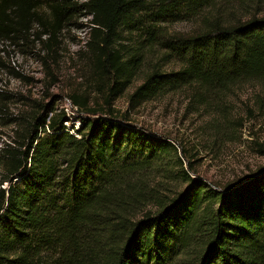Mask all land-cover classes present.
<instances>
[{
	"label": "trees",
	"instance_id": "16d2710c",
	"mask_svg": "<svg viewBox=\"0 0 264 264\" xmlns=\"http://www.w3.org/2000/svg\"><path fill=\"white\" fill-rule=\"evenodd\" d=\"M182 10L198 22L194 31L161 24ZM81 12L105 107L70 95L97 115L75 133L49 105L9 121L14 130L0 144V264H264V169L214 190L190 177L184 152L171 163L170 143L112 107L151 51L160 55L128 95L131 108L180 88L205 107L250 80L264 97V0H0V41L34 35L53 52ZM171 61L179 67L164 70ZM152 170L188 188L162 197V183L148 187ZM148 204L154 209L144 211Z\"/></svg>",
	"mask_w": 264,
	"mask_h": 264
},
{
	"label": "rangeland",
	"instance_id": "374dc122",
	"mask_svg": "<svg viewBox=\"0 0 264 264\" xmlns=\"http://www.w3.org/2000/svg\"><path fill=\"white\" fill-rule=\"evenodd\" d=\"M180 14L177 20L161 24L174 33L194 31L198 22L183 10ZM88 18L82 12L77 13L59 35L53 52L47 51L44 43L33 41L34 35L18 44L0 41V94L6 98L0 97V105L4 103L0 110V144L8 141L14 130L9 121L31 113L39 104L63 110L64 124L73 133L86 118L97 115L77 109L70 95L86 97L89 107H105L90 58L84 53ZM123 37L133 39L128 33ZM159 55L156 51L148 53L132 83L112 103L118 114L128 112L129 123L136 129L170 143L173 148L167 157L171 163L178 164L177 157L184 152L183 168L187 170L189 158L195 170L188 173L190 177L202 180L214 190H225L226 186L243 182L263 170L264 97L260 96L263 93L257 81L232 87L220 98L207 101L205 107H195L187 88L156 95L134 108L128 105V95L142 82L150 63ZM178 67L171 61L163 69ZM175 167L176 171L178 166ZM147 180L148 187L162 183L159 186L162 197L188 188V184L179 187V178L166 176L164 172L161 175L158 170H152ZM148 209L154 206L148 204L144 211Z\"/></svg>",
	"mask_w": 264,
	"mask_h": 264
}]
</instances>
